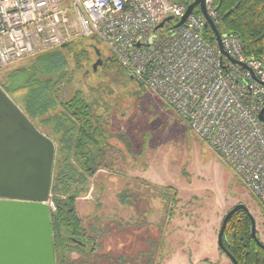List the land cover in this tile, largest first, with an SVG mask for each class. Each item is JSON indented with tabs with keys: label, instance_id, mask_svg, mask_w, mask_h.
I'll use <instances>...</instances> for the list:
<instances>
[{
	"label": "rangeland",
	"instance_id": "374dc122",
	"mask_svg": "<svg viewBox=\"0 0 264 264\" xmlns=\"http://www.w3.org/2000/svg\"><path fill=\"white\" fill-rule=\"evenodd\" d=\"M96 49L99 58L89 50L86 60L77 62L70 46L0 69V87L12 72L19 81L37 71L44 76L64 71L69 80L62 83V95L69 97L74 84L88 98L91 94L96 116L117 139L118 146L104 152L75 203L83 227L97 231L92 234L97 248L90 255L70 252L72 264H122L117 257L125 258L123 264H231L218 249L217 236L236 205L247 208L264 245V215L253 193L216 152L112 61L103 45ZM98 59L101 64L94 69ZM11 98L22 109L23 92ZM35 124L54 141L58 154L52 126ZM107 257L111 263L102 260Z\"/></svg>",
	"mask_w": 264,
	"mask_h": 264
},
{
	"label": "built area",
	"instance_id": "2783aa9c",
	"mask_svg": "<svg viewBox=\"0 0 264 264\" xmlns=\"http://www.w3.org/2000/svg\"><path fill=\"white\" fill-rule=\"evenodd\" d=\"M186 0H0V69L94 39L111 60L156 97L231 168L264 210V65L221 35L222 56L192 12L175 28ZM213 21L214 0H205ZM172 18L163 28L157 26ZM152 37V39H151ZM264 116V113H263ZM51 197V195H50ZM47 205L55 211L49 198Z\"/></svg>",
	"mask_w": 264,
	"mask_h": 264
},
{
	"label": "trees",
	"instance_id": "16d2710c",
	"mask_svg": "<svg viewBox=\"0 0 264 264\" xmlns=\"http://www.w3.org/2000/svg\"><path fill=\"white\" fill-rule=\"evenodd\" d=\"M191 2L186 0L185 5ZM214 5V23L218 32L237 38L243 45L244 54L261 60L264 65V0H214ZM194 13H199L198 8ZM203 37L215 44L209 28L204 29ZM98 44L94 39H78L61 49L73 47L72 52L78 62L86 60L89 50L95 53ZM16 74H9L1 88L10 98L23 92L22 109L11 99L36 128L35 122L39 120L44 126H52L57 137L58 154H55L50 192L55 211L49 209L54 256L56 264L58 260L59 264L76 263L70 261V252L93 254L97 240L92 234L97 231L90 227V234L83 227L75 203L85 193L88 180L98 170L104 152L118 146L117 139L112 137L105 120L100 115L96 116L94 107L97 102L91 99V94L88 98L89 95L86 96L80 87H76L78 84H74L69 97L62 95V83L69 80H65L68 75L64 71L49 76L37 71L35 75L19 81L14 79ZM260 208L264 215L263 208ZM86 239L92 242L88 243ZM223 246L237 264H264V249L251 237V222L242 210L235 212L227 221ZM102 260L111 263L109 257ZM117 260L123 264L125 258L117 257ZM79 263L84 264L82 261ZM89 264L99 263L94 260Z\"/></svg>",
	"mask_w": 264,
	"mask_h": 264
},
{
	"label": "water",
	"instance_id": "95a60500",
	"mask_svg": "<svg viewBox=\"0 0 264 264\" xmlns=\"http://www.w3.org/2000/svg\"><path fill=\"white\" fill-rule=\"evenodd\" d=\"M196 8L205 20L204 27L213 33L220 54L233 64L248 69L223 50L221 34L207 15L205 0H193L174 27L182 26ZM171 21V17L166 18L156 30ZM95 54L100 57L99 50L96 49ZM100 64L98 59L94 69ZM263 113L264 107L259 114L264 122ZM55 154L54 141L39 131L0 87V264H56L47 205ZM239 210L249 216L251 237L264 249L257 238L253 217L244 205H236L224 216L217 236L218 249L231 264L237 262L225 251L223 235L227 221Z\"/></svg>",
	"mask_w": 264,
	"mask_h": 264
}]
</instances>
